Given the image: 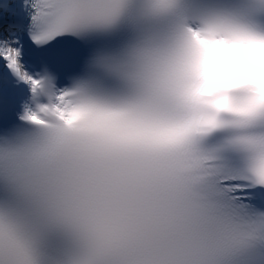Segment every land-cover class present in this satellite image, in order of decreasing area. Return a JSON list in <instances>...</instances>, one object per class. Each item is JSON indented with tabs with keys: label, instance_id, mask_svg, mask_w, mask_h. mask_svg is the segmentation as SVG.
Here are the masks:
<instances>
[{
	"label": "snow or ice",
	"instance_id": "1",
	"mask_svg": "<svg viewBox=\"0 0 264 264\" xmlns=\"http://www.w3.org/2000/svg\"><path fill=\"white\" fill-rule=\"evenodd\" d=\"M0 65V264H264V104L189 92L200 45L264 41V0H25Z\"/></svg>",
	"mask_w": 264,
	"mask_h": 264
},
{
	"label": "clouds",
	"instance_id": "2",
	"mask_svg": "<svg viewBox=\"0 0 264 264\" xmlns=\"http://www.w3.org/2000/svg\"><path fill=\"white\" fill-rule=\"evenodd\" d=\"M190 94L210 111H230L246 92L264 104V41H207L192 66Z\"/></svg>",
	"mask_w": 264,
	"mask_h": 264
},
{
	"label": "bare ground",
	"instance_id": "3",
	"mask_svg": "<svg viewBox=\"0 0 264 264\" xmlns=\"http://www.w3.org/2000/svg\"><path fill=\"white\" fill-rule=\"evenodd\" d=\"M17 1L18 0H0V4L1 3H3V2H6L7 3V8H8V11L9 12H11V13H13L14 15H15V13H16V6L18 5V3H17ZM33 65L35 64L34 62H31ZM26 98V95H22V98H21V101L23 100V99H25ZM3 100H4V98L2 97L1 99H0V103H2L3 102ZM3 104V103H2Z\"/></svg>",
	"mask_w": 264,
	"mask_h": 264
},
{
	"label": "rangeland",
	"instance_id": "4",
	"mask_svg": "<svg viewBox=\"0 0 264 264\" xmlns=\"http://www.w3.org/2000/svg\"><path fill=\"white\" fill-rule=\"evenodd\" d=\"M7 36H9L8 33L4 32V31L0 32V38H4ZM0 66L2 67V69L5 72V80L12 82L14 77L11 75V73L6 68H4L2 65H0Z\"/></svg>",
	"mask_w": 264,
	"mask_h": 264
}]
</instances>
